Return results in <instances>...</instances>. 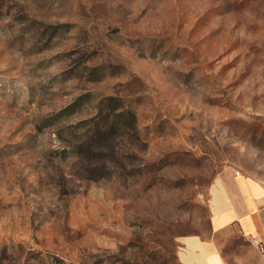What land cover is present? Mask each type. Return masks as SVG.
I'll list each match as a JSON object with an SVG mask.
<instances>
[{"label":"rangeland","instance_id":"374dc122","mask_svg":"<svg viewBox=\"0 0 264 264\" xmlns=\"http://www.w3.org/2000/svg\"><path fill=\"white\" fill-rule=\"evenodd\" d=\"M228 177L264 193V0H0V264H182Z\"/></svg>","mask_w":264,"mask_h":264},{"label":"crops","instance_id":"0c3cea01","mask_svg":"<svg viewBox=\"0 0 264 264\" xmlns=\"http://www.w3.org/2000/svg\"><path fill=\"white\" fill-rule=\"evenodd\" d=\"M211 237L188 235L179 251L182 264H234L228 262L220 240L241 235L250 244V254H238L235 264H264V193L246 179L228 177L212 186Z\"/></svg>","mask_w":264,"mask_h":264},{"label":"built area","instance_id":"2783aa9c","mask_svg":"<svg viewBox=\"0 0 264 264\" xmlns=\"http://www.w3.org/2000/svg\"><path fill=\"white\" fill-rule=\"evenodd\" d=\"M260 250L264 251V246L260 244Z\"/></svg>","mask_w":264,"mask_h":264},{"label":"trees","instance_id":"16d2710c","mask_svg":"<svg viewBox=\"0 0 264 264\" xmlns=\"http://www.w3.org/2000/svg\"><path fill=\"white\" fill-rule=\"evenodd\" d=\"M99 124H100V121H97L96 126H99Z\"/></svg>","mask_w":264,"mask_h":264}]
</instances>
